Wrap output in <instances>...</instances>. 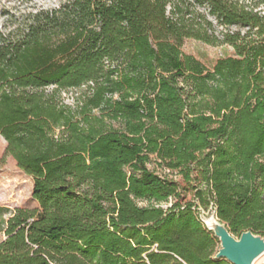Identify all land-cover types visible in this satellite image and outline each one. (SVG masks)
Returning a JSON list of instances; mask_svg holds the SVG:
<instances>
[{
	"label": "trees",
	"instance_id": "16d2710c",
	"mask_svg": "<svg viewBox=\"0 0 264 264\" xmlns=\"http://www.w3.org/2000/svg\"><path fill=\"white\" fill-rule=\"evenodd\" d=\"M260 5L66 0L0 34V135L39 203L6 222L0 264H231L200 219L210 203L234 235L264 236ZM187 39L235 54L209 68Z\"/></svg>",
	"mask_w": 264,
	"mask_h": 264
},
{
	"label": "rangeland",
	"instance_id": "374dc122",
	"mask_svg": "<svg viewBox=\"0 0 264 264\" xmlns=\"http://www.w3.org/2000/svg\"><path fill=\"white\" fill-rule=\"evenodd\" d=\"M66 0H0V34L13 35L22 31L31 21L32 16L40 10H47L59 7ZM251 1V0H246ZM264 13V5L258 8ZM213 19V17H211ZM219 30H225L218 25ZM233 30L235 28H232ZM183 53L192 55L200 60L204 65L212 68L220 58L233 56L235 50L227 44H208L206 42L187 39L182 47ZM86 87L71 88L61 93L62 100L75 106L77 97L86 91ZM116 128L120 127V123L115 122ZM7 141L0 135V243L7 236L5 234L6 222L18 208H39V203L33 197L34 179L21 170L15 159L6 152ZM152 169L165 176L177 180L183 186L182 202L187 203L195 200V182L187 181L183 175L169 170L162 169L153 161L149 164ZM170 203L165 204V207ZM200 215L209 214L215 207L210 203L208 208L199 206ZM237 236V235H236ZM218 240V239H217ZM220 247L217 241V249ZM256 264H264V256H262Z\"/></svg>",
	"mask_w": 264,
	"mask_h": 264
},
{
	"label": "water",
	"instance_id": "95a60500",
	"mask_svg": "<svg viewBox=\"0 0 264 264\" xmlns=\"http://www.w3.org/2000/svg\"><path fill=\"white\" fill-rule=\"evenodd\" d=\"M202 223L219 240L220 247L215 260H226L231 264H256L264 256V236L253 230H245L234 235L222 221L215 209L207 215H200Z\"/></svg>",
	"mask_w": 264,
	"mask_h": 264
}]
</instances>
